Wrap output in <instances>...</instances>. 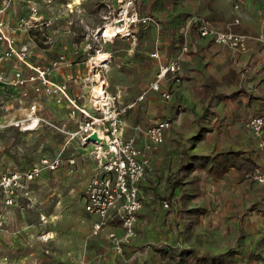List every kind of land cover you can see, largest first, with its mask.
Segmentation results:
<instances>
[{"label":"crops","instance_id":"crops-1","mask_svg":"<svg viewBox=\"0 0 264 264\" xmlns=\"http://www.w3.org/2000/svg\"><path fill=\"white\" fill-rule=\"evenodd\" d=\"M139 1L138 12L159 18V27L134 26L131 36L117 35L105 40L101 49H96V53L100 50L109 54L103 63L107 70L104 77L108 80L105 87L117 95L120 105L147 90L159 64L168 62L184 41L189 45L180 60V79L174 80L167 73L160 80V88L169 92L170 97L166 99L157 91L147 90L144 98L123 114L125 135L135 134L140 143L144 139L143 129L148 124L158 118L171 119L163 143L150 155L140 180L141 186L145 193L149 191L155 195L159 189L166 187L159 179L163 176L169 178L166 189L175 196L186 192L201 197L200 203L188 206V209L192 207L201 211L199 217L202 223H206V228L209 230L212 226L218 230L213 232L219 235L218 251H223L219 253L224 254L231 247V252L225 255L238 260L236 264H264V183L248 178L239 170L243 159H250L255 165L259 162L257 140L245 123L250 116L264 113V74L259 71L262 63L259 56L264 54V41L257 38L264 35V12L259 9L264 0ZM101 5L103 18L112 8L111 0H102ZM213 11L217 16L212 15ZM192 14H198L218 27L229 25L233 30L247 34V50L236 52L215 43L210 36H200L197 29L189 24ZM8 18L12 21V17ZM64 18L50 25H44L42 22L45 20L40 18L32 21L30 26L38 25L45 30L42 32L43 45L37 46L40 51L31 53L30 60L35 64L48 65L63 56L64 60L51 78L62 81L69 75V94L81 100L85 99L86 80L90 77L82 67L85 60L80 57L87 53L86 44L71 48L62 39L58 40L65 31L62 24L69 19ZM234 18H238L237 24L233 22ZM20 34H17L18 43L24 42L19 38ZM48 37L52 43L46 41ZM155 51L158 53L156 57L151 55ZM250 51L254 59L248 64L245 57ZM3 67L6 69L5 65ZM18 89L22 96L30 95L31 103L35 101L37 104L32 117L48 119L40 112L42 102L35 99L29 86ZM56 105L62 115L65 106ZM24 113L25 117L14 121L18 124L13 122L19 129L34 131L42 125L46 126L43 123L27 126L30 122L28 108ZM66 114L67 118L59 116L50 121L67 134L74 130L67 125L73 116L69 111ZM198 201L199 198H196L194 202ZM84 213L92 232L91 224L96 217ZM105 229V235L112 230L117 233L122 231L115 217L109 220ZM102 230L92 234L99 235ZM22 244L26 249L32 247V242L24 241ZM26 249L16 252L20 256L26 253ZM4 257L7 259L4 260ZM0 261L7 263L8 256L0 257Z\"/></svg>","mask_w":264,"mask_h":264},{"label":"rangeland","instance_id":"rangeland-1","mask_svg":"<svg viewBox=\"0 0 264 264\" xmlns=\"http://www.w3.org/2000/svg\"><path fill=\"white\" fill-rule=\"evenodd\" d=\"M10 1L3 15L12 17L15 24L19 17H27L28 10L25 0ZM35 1L38 3L40 20H50L59 9L64 8L66 2H70L73 11L67 18L71 19V23L62 24L65 31L58 40L62 39L71 48H79L86 44L87 58L82 67L89 72L90 77L86 80L85 99L75 97L79 102L90 106L89 96L92 87L100 81L104 87L108 83L104 77L107 70L103 63L109 54L100 50L96 53V49H101L105 40H110L102 35L105 26L114 24L106 22L101 17L104 10L102 0H51L50 3L46 0ZM139 2L134 1L137 11ZM0 4H4V0H0ZM111 5L117 8L119 4L117 0H111ZM259 7L261 13L264 12V3ZM212 15L217 16L215 11ZM43 30L45 29L39 28L38 25H32L18 31L21 32L20 39L30 42L31 53L40 51L37 46L43 45ZM93 55L106 56V59L103 62H96L90 58ZM253 56V52L247 53L245 59L248 60V64H251L249 61L254 59ZM259 57L260 63L262 62L259 63V71L262 75L264 54ZM15 64L14 59L8 60L4 64L6 71L10 72ZM18 90V87L0 84V174L12 170L24 171L39 164L43 157L51 159L58 154L64 159L73 157L74 163L64 162L54 170L44 169L39 177L28 181L30 201L16 196L10 205L4 206L0 199V213L4 212V223L0 229V257L8 256V262L0 261V264H163L157 248H193L195 252L177 256L175 259L177 264L237 263L238 260L225 255L231 252V247L226 253H219L223 252L218 251L219 235L213 232L218 230L211 226L209 231L206 223L201 222L199 217L201 211L192 208L201 202V197L186 192L181 194L182 196H175L166 189L169 178L163 176L159 179L166 187L159 189L155 195L149 191L145 193L139 181L141 207L137 212L135 233L123 244L121 252L113 250L108 234L105 235V226L102 228L104 230L100 229L102 231L99 235L92 234L90 221L83 211L82 199L86 183L93 176L101 174L94 145L81 144L78 135L71 137L69 133H63L58 128L48 125H42L34 131L19 129L13 122L16 118L25 117L24 112L27 108L29 111L32 98L27 94L22 96ZM34 97L42 102L40 112L49 120L58 119L59 116L67 118L66 111H70V106L65 99L57 102L54 95L45 94L41 96L34 94ZM56 103L65 106L62 115L55 108ZM79 120L80 114L76 112L68 121V128L76 130ZM155 150L149 154V159ZM196 198H199L198 202H194ZM163 201L168 205L164 206ZM188 206L192 207L188 209ZM24 241L32 242V247L26 249L22 244ZM94 242L96 244H93ZM24 248L27 250L26 253L19 256L16 250Z\"/></svg>","mask_w":264,"mask_h":264},{"label":"built area","instance_id":"built-area-1","mask_svg":"<svg viewBox=\"0 0 264 264\" xmlns=\"http://www.w3.org/2000/svg\"><path fill=\"white\" fill-rule=\"evenodd\" d=\"M134 1L117 0L118 7L110 8L103 15L106 22L119 25L118 34L115 36H131L132 28L138 24L159 27V18L152 14H140ZM25 2L28 15L19 17L15 24L3 15L10 0H4V4H0V84L15 88L28 85L35 95H54L57 102L65 99L70 106V115L74 116L76 112L80 114L77 129L69 134L71 137L78 135L81 144L94 145V151L101 167V174L93 176L85 185L82 199L84 211L96 217L91 224L93 233H97L113 217L118 219L121 233L112 230L108 232V237L113 250L119 253L123 250V244L128 242L135 233L137 212L141 207L138 184L149 163V154L163 143L165 132L171 126L170 118H158L152 121L143 129L144 139L140 143L135 134L125 135L126 121L123 114L128 108L141 101L147 90L157 91L166 99L170 97L169 92L160 88V80L167 73H170L174 80L180 79L182 72L180 60L183 53L189 49L188 42L184 41L180 50L168 62L159 64L155 78L149 82L147 90L141 92L132 101L120 105L117 95L104 87L101 93H94L93 89L91 90L90 106H88L69 94V75L62 81H55L51 78L52 73L60 67L64 60L63 56L60 55L48 65L35 64L30 60L32 50L30 42L18 43V31L40 18L38 3L35 0H25ZM46 2L50 3L51 0H46ZM69 3L66 2L64 8L59 9L50 20L42 23L50 25L61 17L66 18L73 11ZM67 22L71 23L70 20ZM233 22H238V18H234ZM189 24L197 29L200 36H210L217 44L236 52L247 50L249 36L233 30L229 25L225 28L218 27L198 14L190 15ZM257 38L264 41V35H259ZM46 41L50 42L51 39L48 37ZM151 55L156 57L158 53L155 51ZM10 59H14L16 64L10 72H7L3 65ZM25 69L28 71L24 72ZM36 109L37 104L34 101L29 105L30 122L27 126L43 123L65 132L48 119L32 117ZM14 123L18 124V122ZM245 125L256 138L259 150V162L246 176L256 182L264 183V113L250 116ZM93 132L101 138V142L97 139H88ZM64 162L73 164L74 159L73 157L64 159L61 154L51 159L43 157L39 164L24 171L12 170L0 174L1 202L4 206H8L16 196L30 201L27 182L39 177L44 169L54 170ZM163 204L168 205L166 201H163ZM3 223L4 212L0 213V229ZM3 259L6 260L7 257Z\"/></svg>","mask_w":264,"mask_h":264},{"label":"trees","instance_id":"trees-1","mask_svg":"<svg viewBox=\"0 0 264 264\" xmlns=\"http://www.w3.org/2000/svg\"><path fill=\"white\" fill-rule=\"evenodd\" d=\"M82 60H85L87 58V56L85 54L80 56ZM198 134L195 136L197 137ZM193 157H198V155H194ZM201 157V156H200ZM255 163L253 161H251L250 159H243L240 163H239V170L242 173H249L253 167H254ZM164 198H169V196H164ZM157 250L159 251V254L162 258V263L163 264H177V262L175 261L177 256H180L182 254H190L192 253L194 250L192 248H184V249H176V248H171V249H166V248H157ZM17 252H19L20 250H16ZM201 258V257H200Z\"/></svg>","mask_w":264,"mask_h":264},{"label":"bare ground","instance_id":"bare-ground-1","mask_svg":"<svg viewBox=\"0 0 264 264\" xmlns=\"http://www.w3.org/2000/svg\"><path fill=\"white\" fill-rule=\"evenodd\" d=\"M105 30L102 35L103 36H107V38L109 39H113V37L115 36V34H118V31H119V25L117 23H114V25H106L105 26ZM91 59H93V61L95 60L96 62H103L105 59H106V56H102V55H93L92 57H90ZM99 82V80H97ZM94 93H101L104 89V86L102 83L99 82V84L97 85H94L92 87ZM28 125V124H27Z\"/></svg>","mask_w":264,"mask_h":264},{"label":"water","instance_id":"water-1","mask_svg":"<svg viewBox=\"0 0 264 264\" xmlns=\"http://www.w3.org/2000/svg\"><path fill=\"white\" fill-rule=\"evenodd\" d=\"M89 138H92V139H97L99 142H101V138L100 137H98L97 135H96V133L95 132H93L90 136H88V139Z\"/></svg>","mask_w":264,"mask_h":264}]
</instances>
